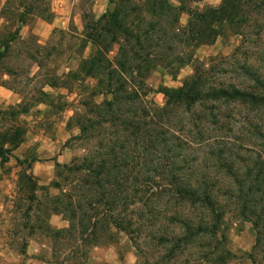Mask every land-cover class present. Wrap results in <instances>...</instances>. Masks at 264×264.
Masks as SVG:
<instances>
[{
	"label": "trees",
	"instance_id": "16d2710c",
	"mask_svg": "<svg viewBox=\"0 0 264 264\" xmlns=\"http://www.w3.org/2000/svg\"><path fill=\"white\" fill-rule=\"evenodd\" d=\"M110 2L99 17L83 8L82 34L91 49L67 73L73 81H91L70 118L86 153L70 164L56 161V178L48 184L31 171L35 158L16 157L23 227L41 230L60 264H89L88 250L117 242L120 232L139 264H228L234 257L228 214L253 223L256 246L264 239V0L202 8L191 4L198 0ZM1 11L8 22L0 64L27 21L26 11ZM231 35L251 48L242 52L239 45L230 55L207 59L196 54ZM29 56L40 63L34 52ZM187 65L193 72L179 86L150 83L156 72L179 73ZM7 74L15 73L8 68ZM50 80L51 87L69 89L62 77ZM153 92L164 94L162 105ZM39 103L47 104L32 99L0 112L14 117ZM10 133L0 141L1 165L23 142L21 127ZM33 212L37 226L30 224ZM54 214L68 226H52Z\"/></svg>",
	"mask_w": 264,
	"mask_h": 264
},
{
	"label": "rangeland",
	"instance_id": "374dc122",
	"mask_svg": "<svg viewBox=\"0 0 264 264\" xmlns=\"http://www.w3.org/2000/svg\"><path fill=\"white\" fill-rule=\"evenodd\" d=\"M221 1L198 0L191 4L202 8L205 5L218 6ZM174 3L178 4V1ZM27 5H32L31 11L27 12ZM111 6L110 0H0V38L7 30L3 24L8 22L1 11L3 7H7L12 14L27 12V21L12 45V54L0 64V83L16 88L15 91L0 84V109L11 110L38 98L47 102L32 105L27 113L14 117L9 112H0V141L12 138L11 127H21L22 133L18 138L23 140L7 163L1 165L0 157V181L4 178L8 188L2 192L0 187V264H60L52 255L51 242L41 230L35 229L31 233L30 227H23L26 219L19 206L25 193L21 192L18 184L22 167L18 165L16 157L35 158L31 171L40 178L41 183L48 184L56 178V161L70 164L86 153L87 146L74 139L79 129L70 118L81 95L86 91L84 84L91 81L86 79L82 84V81H73L67 73L76 71L80 60L88 56L91 49L89 45L86 46L82 34L84 9L99 17ZM188 17V13L183 12L181 22L186 23ZM8 27L14 30L16 23L13 25L11 22ZM37 44L43 47L38 48ZM245 44L241 36L220 37L214 44L197 49L196 54L201 59L227 56L239 45L242 52L251 48ZM31 52L39 56L40 63L29 56ZM114 54L115 51L112 52ZM8 68L15 74L8 75ZM192 72V65L174 74L167 70L159 71L150 78V83L155 89L160 85L176 87ZM30 77L33 79L28 80ZM51 77L68 80L69 89L47 85ZM17 89H23L24 95L18 93ZM42 90L48 92V96H42ZM151 96L158 104L164 103L162 92H153ZM50 193L56 194L58 189L51 188ZM33 213L30 224L37 226L40 222H36V213ZM49 221L56 228L69 224L59 214L52 215ZM226 225L229 247L234 253L228 264H264V239L258 246L255 245L257 231L253 223L228 214ZM117 236V242L90 248L89 264H139V256L128 237L121 232Z\"/></svg>",
	"mask_w": 264,
	"mask_h": 264
},
{
	"label": "crops",
	"instance_id": "0c3cea01",
	"mask_svg": "<svg viewBox=\"0 0 264 264\" xmlns=\"http://www.w3.org/2000/svg\"><path fill=\"white\" fill-rule=\"evenodd\" d=\"M0 172H1V165H0ZM0 187H1L2 192H6L8 189L7 188V182L5 181L4 178L0 181Z\"/></svg>",
	"mask_w": 264,
	"mask_h": 264
}]
</instances>
